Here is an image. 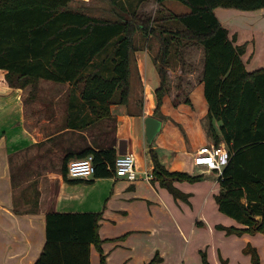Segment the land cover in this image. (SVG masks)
I'll return each instance as SVG.
<instances>
[{"label": "crops", "instance_id": "1", "mask_svg": "<svg viewBox=\"0 0 264 264\" xmlns=\"http://www.w3.org/2000/svg\"><path fill=\"white\" fill-rule=\"evenodd\" d=\"M75 1L78 7H72ZM70 8L138 26L142 18L178 26L171 15L190 13V8L177 0H71ZM215 13L235 45H246L242 59L247 70L264 68V9L217 8ZM159 51L157 38L138 31L131 54L128 97L125 102L112 104L109 116L99 119L83 100L79 85L42 79L37 85L14 88L6 85L7 72L0 70V264H35L46 244L50 212L101 213L100 236L107 264H147L159 252L158 264H172L162 245L135 263L137 237L151 229L156 233L155 225H163L160 218L186 216L190 206L192 210L199 207L190 232H184L177 223L185 245L196 228L226 234L217 226L244 227L230 220L210 223L206 218L208 212L216 217L221 213L216 202L221 186L217 171L194 162L202 147L215 145L208 130L209 108L202 82L204 49L190 45L173 50L175 63H170L167 92L160 106V77L154 62ZM174 76L184 80L175 83ZM150 117L161 122L152 142L146 132ZM220 146L227 150L224 142ZM107 147L115 149L118 157L125 150L136 156L135 182L116 177L115 170L112 177L89 179L71 178L64 172L71 161L81 159L88 150ZM155 160L170 172L201 177L197 182H174L181 193L189 195L187 201L175 199L161 186L155 175ZM98 185L101 187L94 190ZM101 190L104 192L99 193ZM227 237L241 241L243 258L238 264H253L251 255L243 253L248 244L257 249L264 264L262 233ZM209 248L206 245L199 255L206 252L208 261ZM213 251L220 264L221 258L231 264L221 249L215 247ZM91 264H100L94 246Z\"/></svg>", "mask_w": 264, "mask_h": 264}, {"label": "trees", "instance_id": "2", "mask_svg": "<svg viewBox=\"0 0 264 264\" xmlns=\"http://www.w3.org/2000/svg\"><path fill=\"white\" fill-rule=\"evenodd\" d=\"M177 1L190 8L188 14L171 15L178 26H164L150 18H142L138 26L75 11L71 0H0V70L7 72L6 85L14 88L37 85L42 79L79 85L83 100L99 119L109 116L112 104L128 97L138 31L153 35L160 45L154 59L160 77L159 106L167 92L173 50L202 46L208 130L215 145L224 142L229 154L216 202L220 212L244 226L217 228L227 235L264 234V68L247 70L242 59L246 45H235L215 13L217 8L257 11L264 9V0ZM89 155L94 157L95 178L113 176L115 149H90L81 158ZM154 163L161 186L175 199L187 201L189 195L174 182H197L201 177L170 172ZM260 216L263 222L256 219ZM101 219V213H48L46 244L35 264H91L92 246L100 254V264H107ZM244 252L251 255L253 264H261L256 248L248 244ZM201 257L210 264L206 252ZM160 261L157 253L147 264Z\"/></svg>", "mask_w": 264, "mask_h": 264}, {"label": "rangeland", "instance_id": "3", "mask_svg": "<svg viewBox=\"0 0 264 264\" xmlns=\"http://www.w3.org/2000/svg\"><path fill=\"white\" fill-rule=\"evenodd\" d=\"M78 5L79 2L75 1L72 4V7H78ZM173 63H175V59L171 60V64ZM201 65L202 64L200 62L199 66ZM203 66H204V58H203ZM194 68L195 67H193V69ZM168 69L169 67L167 68V71ZM179 78L177 76H174L173 81L176 80L175 83H178L179 80L181 81L184 80L183 78L182 79ZM168 83H169V77H168ZM99 187H101V185L95 187L94 190H97ZM103 192L104 190H101L99 193H103ZM198 208L199 207L196 206L194 207V210H192L190 206L189 208L190 211L187 212L186 216H184L183 213L181 214L183 216L177 215L176 217H173L171 219L168 216L160 218V220L163 222V225L161 227H159L158 224L155 225L157 228L156 233H153L151 229L150 233H147V235L142 234L139 237H137L138 249L137 252L135 253V258H134L135 263L142 262L144 258H146V256H148V254L151 252L152 248H154L155 246L162 245L166 250L168 257H170L172 264H202V260L200 259L201 256H199L200 250L205 249L206 245H210L208 254H209V261L211 262V264H220L216 256V253L213 251L215 247L221 249L222 253L231 259V264H238V262H240L241 259L243 258V256L241 255L242 253L241 241L228 238L226 234L211 233L212 234L211 235L209 234L208 230L203 231V230H198V228H196V231L198 232L196 231L191 232L190 241L187 242L188 244L185 245V242L180 235V229H178L177 227V223L180 226V228L183 229L184 232H190V227L193 225L194 221H196ZM219 214L218 217H216L217 216L216 214L212 212H208L206 218L209 220L210 223H213L215 220H219V222H223V223L225 222L227 223L228 220L232 222H237L234 218H231L223 214L222 212ZM152 226L149 228H152ZM258 242L260 243V240H258ZM243 253L244 255H246L244 250Z\"/></svg>", "mask_w": 264, "mask_h": 264}, {"label": "built area", "instance_id": "4", "mask_svg": "<svg viewBox=\"0 0 264 264\" xmlns=\"http://www.w3.org/2000/svg\"><path fill=\"white\" fill-rule=\"evenodd\" d=\"M229 161L228 151L222 146L206 145L202 147L195 156L194 162L198 166H205L209 170L217 171L219 175L223 172ZM136 156L127 153L117 157L115 162L116 177L135 182L137 180ZM96 167L94 157L89 155L85 158L70 162L68 175L75 179H89L95 176Z\"/></svg>", "mask_w": 264, "mask_h": 264}, {"label": "water", "instance_id": "5", "mask_svg": "<svg viewBox=\"0 0 264 264\" xmlns=\"http://www.w3.org/2000/svg\"><path fill=\"white\" fill-rule=\"evenodd\" d=\"M160 128H161V122L158 121L157 119L150 117L146 120V132L149 142L153 141L157 133L160 131ZM120 154L121 155L126 154V150L123 152L121 151ZM256 219L260 222H263L262 216L257 217Z\"/></svg>", "mask_w": 264, "mask_h": 264}]
</instances>
